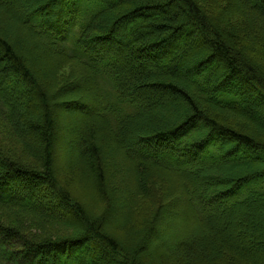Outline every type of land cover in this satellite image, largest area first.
<instances>
[{
    "label": "trees",
    "instance_id": "trees-1",
    "mask_svg": "<svg viewBox=\"0 0 264 264\" xmlns=\"http://www.w3.org/2000/svg\"><path fill=\"white\" fill-rule=\"evenodd\" d=\"M59 1L68 18L56 21L55 10L49 16L42 8L17 21L83 66L61 88L59 62L44 65L0 29V126L30 158L23 159L37 164H24L7 150V139L0 141V208L12 213L0 215V264H148L143 248L151 242L157 264L166 257L163 264H189L173 256L182 247L200 249L191 264H264V252L244 240L264 238V59L258 48L264 47V0H219L222 6L212 12L206 8L212 0ZM234 19L245 26L237 28ZM93 26L96 32L89 31ZM105 43L114 44L105 50L112 54L97 48ZM153 90L186 104L168 129L159 128L165 102L153 99ZM60 93L73 99L58 104ZM67 105H82L86 113L70 125V148L63 151L56 148L57 115ZM106 143L122 153L127 148L129 158L137 154L132 163L144 195L153 178L175 192L141 225L114 213ZM65 174L70 178L63 184ZM251 204L254 216L235 234L245 217L241 207ZM34 219L41 231L32 234ZM55 224L68 231H47ZM197 226L214 229L213 238H190Z\"/></svg>",
    "mask_w": 264,
    "mask_h": 264
},
{
    "label": "rangeland",
    "instance_id": "rangeland-1",
    "mask_svg": "<svg viewBox=\"0 0 264 264\" xmlns=\"http://www.w3.org/2000/svg\"><path fill=\"white\" fill-rule=\"evenodd\" d=\"M202 1V0H201ZM201 1L199 0L200 4ZM222 2L224 1H219V0H212V2H208L207 9L209 12L215 11L217 8L222 6ZM59 3V4H58ZM9 5V6H8ZM61 7V12H59V7ZM34 6V7H31ZM7 7V8H6ZM45 9L47 10V14L49 16H53V14H56L57 16H53L56 21L61 16H64L68 18L70 16L69 8L66 7L65 3L56 0V3L54 0H0V29L5 30V33L8 34L9 38L14 40L16 45L19 47V49L23 52H34L37 56H39L42 59V62L44 65H47L49 62H52L51 60H54L56 62L60 63V73H59V84L58 87L61 88L66 84L71 83L73 81V78L75 79L83 73V66H80L78 62L72 59H68L65 57H62L60 54H58L53 47H51V44L47 39H42L38 38L37 35L35 34V30H32L24 27V24L21 23L20 21H17V19L24 18L25 15H28L31 11H34L36 9ZM177 9V8H175ZM175 9H172V11H175ZM55 10V11H54ZM54 11L53 14L51 12ZM12 12V13H11ZM11 13V14H10ZM112 14V11L106 16L108 17L109 15ZM13 15V16H12ZM12 16V17H11ZM14 18V19H13ZM186 18V15L184 16ZM16 19V21H15ZM52 19V17H51ZM189 18H186L184 22H188ZM100 21H96V26L100 25ZM233 23L237 26V28L242 29L245 26V21L242 19H234ZM51 26L54 25L50 24ZM93 26L89 31L96 32L98 27ZM100 32V30L98 31ZM70 36H73L72 33H70ZM71 38V37H70ZM181 40H179L180 42ZM67 44V42H66ZM71 43H68V46ZM114 44H100L97 46V48H100L101 51L111 53V50L105 51L107 47H112ZM250 48V47H249ZM248 48V50H249ZM259 50L261 51L262 55L260 56V59H264V47L261 49L258 47ZM126 50V55L129 54ZM259 55V54H258ZM72 60V61H71ZM125 61V59H124ZM48 66V65H47ZM78 75V76H77ZM68 87V86H66ZM68 90H71L70 88H67ZM151 96L156 98V99H162L165 104L162 105V110H161V115L159 118V128H170L168 126L171 125V122H174L177 117H181V112L186 108V104L182 102V100L176 101L178 99L176 94H172L171 92H162L161 90H153L150 92ZM115 94L118 96L122 97L124 100H132L131 95H126L122 96L120 91L115 90ZM73 96V95H72ZM70 96L69 94L66 93H60L57 98L55 99V102L58 104H65L73 99V97ZM117 96V97H118ZM136 95H133L135 97ZM164 102H161L163 104ZM70 106L67 105V107H61L58 110V121H59V126H61L60 131L57 133V143H56V148L57 149H63V151H66L68 148H70L69 145H67V139H68V134H69V127L70 125L76 126L79 117L78 114H85L86 112L81 111V107H78L77 105L74 106L77 111L69 109ZM155 107V106H154ZM153 107V108H154ZM127 110H130L129 113H132L133 110L128 106ZM213 110L216 111H222L221 109L215 108ZM150 112V111H149ZM149 112H146L143 117L146 116ZM86 115L91 116L90 113H87ZM230 116V114H227ZM141 116V117H142ZM113 119V117H112ZM239 122H242L241 118L236 119ZM7 131L0 126V135L5 136V137H0L1 143L4 145V142L6 139L8 140V137L6 136ZM9 141V140H8ZM10 142V141H9ZM7 150L10 151V153L14 156L20 159L21 162H24V164L30 165L33 162V167H35L36 161H30L24 160L25 159H30L27 156L22 155V153L19 151V147L15 146L12 142L7 143ZM103 149L106 151L108 158L107 161L105 160L104 162V170L106 173H109L110 175V180H111V190L114 196V201L115 207L113 208L114 213H116V217L120 216L121 213H123V217L119 218L118 220H125L126 216L128 214L131 215V217L134 218V222L137 225H141L142 221L146 219H150L151 216H155L156 210H158L161 206L166 205L168 199H172L174 197L173 193L175 192H170L167 190L166 183L164 181H157V179L153 178V182L149 185L150 192L148 194H143L141 190L139 189V186L137 184L138 176L135 174V168L133 166V163L136 159V157H133L137 155L136 153L132 152L133 154H130V158L126 154L127 148H125L124 153L121 152V149H118L114 144L112 143H106L103 144ZM138 151V150H137ZM142 152V151H141ZM123 154H126L127 159ZM133 157V158H132ZM73 176V175H72ZM227 177V176H225ZM224 177V178H225ZM70 175L65 174L64 178H62V183L65 184L64 180H69ZM169 180V179H168ZM39 186H41L38 183ZM44 189L45 186H43ZM189 189H185L184 193L188 194L187 191ZM203 190H208L205 183V186ZM44 192V191H43ZM191 192V191H190ZM151 199V200H150ZM165 200L166 204H165ZM39 204H42L38 202ZM48 202H45L43 207L47 209V211L57 214L58 216H63V211L49 207L47 205ZM253 205L256 204V201L254 200ZM246 205L242 206L241 208L244 209V214L245 217L244 219L237 223L236 225V231L235 234H237L238 228H242L244 225V222H248L247 218H250L251 216H254L252 212L253 205ZM41 205V206H42ZM152 212V213H151ZM0 215L5 216L10 218L12 213L10 211H7L6 209H1L0 208ZM22 216V215H20ZM180 217V216H178ZM21 218V217H20ZM24 219H21L22 221L27 220L24 216ZM182 218V217H181ZM35 223V227L33 229H30V232L35 233V232H40L37 226V221L35 219L33 220ZM178 221V220H177ZM60 223V222H58ZM242 223V224H241ZM41 225V224H40ZM254 224H251V228H253ZM51 226V225H50ZM48 226L47 231H51L53 233H58V234H63L68 231V227L66 225H59L55 224L52 228ZM163 226V224H161ZM192 234H189L190 238H213V232L215 231L214 229H204V227L197 226L195 228H192L191 230ZM217 235L220 236L219 231H216ZM136 232L129 234V238H133L136 236ZM192 236V237H191ZM164 238V237H163ZM235 238H238L235 236ZM220 239V238H219ZM245 241L249 242V245L251 249H255L258 251L264 252V238L263 240H255L251 241L249 238H244ZM191 241V240H190ZM201 252L199 248L196 247H191L190 249H185V247H182L180 250H177L173 253V256L178 259V258H183L190 260L189 264L193 263V261L199 259ZM113 257L121 258L122 255L119 253H112ZM157 252L155 250V245L154 243H149L147 246L143 248V257L148 259V264H157L158 263V258ZM161 260L160 263L163 264L164 262H169V257H166L165 260Z\"/></svg>",
    "mask_w": 264,
    "mask_h": 264
}]
</instances>
